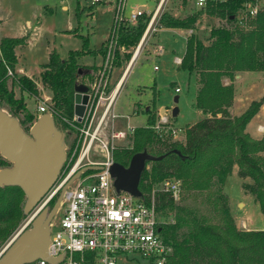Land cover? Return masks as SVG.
Wrapping results in <instances>:
<instances>
[{
    "label": "trees",
    "instance_id": "obj_1",
    "mask_svg": "<svg viewBox=\"0 0 264 264\" xmlns=\"http://www.w3.org/2000/svg\"><path fill=\"white\" fill-rule=\"evenodd\" d=\"M243 1L207 0L182 15L161 11L159 26L189 30L180 65L195 73V105L204 115L185 126V138L180 141L154 129L159 112L150 107L147 122L135 127L131 143L114 151V161L124 165L137 151L165 154L147 161L141 172L139 188L145 197L149 198L152 187L164 178L180 180L181 192L176 200L167 192H155L157 208L173 217L160 225L162 236L173 245L167 264H264V229L239 228L224 191L227 175L237 165L243 189L255 196L264 213V135L256 138L246 130L264 96L252 99L240 113L231 112L236 73L264 70V9L246 26L239 25L236 13ZM203 14L224 22H209L202 29L197 23ZM149 17L144 10L136 24L121 22L113 65L129 61ZM87 38L83 35L82 47L70 50L64 58L51 51L39 73L40 82L50 90L48 105L65 135L72 127L61 117H73L75 84L92 81L100 67L81 63L78 58L89 52L105 55L107 51V42L89 49ZM22 40V36L0 37V107L17 116L28 131L39 113L27 107L22 93L38 96L41 90L33 77L16 69V47ZM10 164L0 154V167ZM25 199L19 185H0V248L26 216Z\"/></svg>",
    "mask_w": 264,
    "mask_h": 264
},
{
    "label": "built area",
    "instance_id": "obj_2",
    "mask_svg": "<svg viewBox=\"0 0 264 264\" xmlns=\"http://www.w3.org/2000/svg\"><path fill=\"white\" fill-rule=\"evenodd\" d=\"M164 1L160 0L161 3ZM206 2L194 0L197 7ZM123 3L124 0L116 1L115 15L107 36L108 39L110 37V46H113L117 26L123 21L136 24L144 11L139 6L126 17L121 14ZM262 9L264 0H244L236 13L237 23L246 26ZM158 12L156 9L149 17L133 54L138 53L142 41L159 25L161 12ZM109 56L110 53L101 63L97 75L87 83L89 98L81 119L78 120L74 112L71 120L61 117L72 127L67 134L66 156L57 179L35 206L30 220L34 213L58 197L66 185L62 196L64 207L60 218L50 221L47 257L39 256L26 264H167L173 252V245L164 239L160 226L172 219L169 220L157 208L155 192H167L176 200L181 192L180 180L164 178L158 187L151 190L149 198L136 196L124 189L117 190L114 185L110 172L114 151L122 147L118 145L119 142L132 136L136 125H114L118 114L113 110V105L118 87L114 85L106 90L111 65ZM174 60L181 63L182 58L176 56ZM8 74H13L10 68ZM175 90L178 91L179 87H175ZM41 95L38 96V113L48 111L55 118V111L48 105V97ZM107 118L111 119V125L107 124ZM169 122V116L160 114L153 127L159 133L168 132L176 136L180 128ZM95 152L102 153L104 159H93ZM86 166L95 167L85 169ZM78 170L79 175L67 184Z\"/></svg>",
    "mask_w": 264,
    "mask_h": 264
},
{
    "label": "rangeland",
    "instance_id": "obj_3",
    "mask_svg": "<svg viewBox=\"0 0 264 264\" xmlns=\"http://www.w3.org/2000/svg\"><path fill=\"white\" fill-rule=\"evenodd\" d=\"M116 1L117 0H97L93 3V0H0V35L5 32L4 30L11 29V26L20 25V20L24 15H34L33 21L34 19L40 21L41 28L39 31L41 33L38 35L35 43L37 48L32 53L29 51L26 53V67L27 70L33 72V77L39 81L41 94L49 99L50 90L43 86L39 80L40 64L42 60L48 57L45 47L49 50H54L61 57H66L69 49L82 47L84 35L88 37L86 43L89 49L100 48L104 40V35L108 36L110 32V26L115 15ZM157 1L158 0H124L121 14L127 17L132 10L140 5H144L149 14L156 6ZM164 9L171 11L175 15H182L196 9V6L194 0H167L162 10ZM209 22L220 23L224 22V19H219L217 17L209 18L203 14L199 18L197 24L202 29H205ZM69 28L72 29L68 31L67 29ZM118 28L119 26H117L115 30L113 46L109 45L110 37L106 40L107 51L105 55L99 52L97 54L89 52L78 58L79 62L95 63L100 61L98 65H101L107 58V54L110 53L108 61L111 65L108 69L109 80L106 90L111 88V85L114 84L123 68V65L115 66L112 63ZM11 30L15 31V29ZM78 30L80 34H75ZM186 31L187 33L189 32V30ZM155 38L156 42H158L157 45L161 44L163 50L157 52L154 47H152L150 51L140 53L136 56L134 64L130 66L124 74L122 79L123 83L118 87V93L113 106V110L118 114L115 118L114 125L116 127H125L128 123L137 126L144 125L147 118L145 108L148 104H152L151 100L155 91V104L159 106L160 109L165 107L166 110L164 113H159V115L166 114L169 116V123L176 128H180L177 135L174 136L170 134L171 137L183 141L185 138V126L204 115L195 105V92L197 88L195 73L188 72L180 64L173 61L175 55H183L186 38L184 33L168 27L160 28L158 36H155ZM135 48L136 47L133 48V52ZM143 48L144 47H142L141 51ZM97 73L98 71L95 74L97 75ZM251 84H254V86H252L251 90L247 93V97L252 99L263 97L264 70L244 72L243 77L236 82L235 87L239 91H244L247 90ZM175 86L179 87L180 91H175ZM15 88L17 94L22 93L17 86H15ZM22 94L26 99L27 107L37 111L36 106L40 101L38 98L39 95L35 96L27 92H23ZM175 95H178L177 101L174 100ZM252 99H250V101ZM136 101H139V105L141 106V110L138 113H134L138 105ZM175 105L179 107V112L176 116H173L172 108ZM247 105L237 109L238 113ZM101 108L102 106L100 109ZM126 115H128V117H126ZM106 122L108 125L112 124L110 118H107ZM259 124L264 125V100L256 115H253L247 125L248 130H250L251 134L255 137L264 135V129L262 131L256 130ZM64 141L66 144L68 135L64 134ZM130 141L131 136L119 142L118 145L126 146L131 143ZM92 158L104 159V156L102 153L95 152V154H92ZM242 181L243 178L240 177L237 172V165H234L224 183V190L230 195L231 203L233 204L230 209L231 214L240 228H242V222L246 221L247 226L251 228L264 229V213L255 196L251 192L243 190ZM159 183L160 182L156 183L152 189L158 187ZM56 198L54 199L56 200ZM53 203V199L48 203L49 209L53 206ZM240 203L242 204L240 205ZM63 207L64 206H62V210L56 213L53 220H58L60 218ZM31 214L32 212L23 218L17 229L0 248V251L22 226L26 224L25 227H29L31 225ZM165 215L169 220H173L172 216L168 214Z\"/></svg>",
    "mask_w": 264,
    "mask_h": 264
},
{
    "label": "water",
    "instance_id": "obj_4",
    "mask_svg": "<svg viewBox=\"0 0 264 264\" xmlns=\"http://www.w3.org/2000/svg\"><path fill=\"white\" fill-rule=\"evenodd\" d=\"M140 7L144 8L143 5ZM74 88L73 111L80 120L89 98L88 85L78 82ZM174 100H178V95H175ZM164 109L162 107L160 113ZM178 112L179 107L175 105L172 115L176 116ZM0 154L11 162L10 165L0 167V185H19L26 196L23 212L30 214L60 173L66 156L64 132L48 111L39 114L27 132L21 127L17 116L0 107ZM164 155L142 150L133 153L127 165L114 161L110 172L116 189L141 196L139 181L146 162L160 159ZM89 167L95 166L84 168ZM79 173L80 170L76 171L67 184ZM65 187L50 209L47 204L34 213L31 225L22 228L0 251V264H26L39 256L47 257L50 221Z\"/></svg>",
    "mask_w": 264,
    "mask_h": 264
},
{
    "label": "crops",
    "instance_id": "obj_5",
    "mask_svg": "<svg viewBox=\"0 0 264 264\" xmlns=\"http://www.w3.org/2000/svg\"><path fill=\"white\" fill-rule=\"evenodd\" d=\"M167 0H165L164 2H160V0L157 1V4L156 6L154 7V9L150 12V16L153 15V13L156 11V9H158V13L161 12V10L163 9L164 5L166 4ZM94 3V2H93ZM144 6V5H143ZM146 11L145 9V6L143 8ZM148 13V12H147ZM161 14V13H160ZM33 18H34V15H24L23 18L20 20V25H14V26H11V29H15V31L11 30V29H8V30H4L5 32H3L1 36H22L23 37V40H22V43L19 44L17 47H16V54H17V63H16V69L21 72V73H25L31 77H33V72L32 71H29L27 70V67H26V62H27V59H26V53L29 51V52H33L36 48H37V45L35 44L36 41H37V38H38V35H40V28H41V24H40V21H38V19H34L33 21ZM9 27V26H8ZM160 28H163L162 26H159L157 25V28L152 31L141 43L140 45V48H139V51L138 53H135L133 54L134 52L132 51V55H131V58L129 59V61L127 62V64L123 65L122 67V70H121V73L119 74V76L117 77L116 81L114 82L113 85H111V88H113V86L115 85L116 87H119L120 85H122V79L124 77V74L126 73V71L129 69L130 66H132L134 64V60L136 58L137 55H139L140 53L142 52H148L151 50L152 47H154V49L157 51V52H161L163 50V46L161 44H158V42H156V38L155 36H158V32H159V29ZM168 28H171V27H168ZM70 29L72 28H69L67 29L68 31H70ZM178 30L179 32L181 33H184L185 35V38H186V35H187V31L185 29H182V28H173V30ZM74 33V32H73ZM75 34H80V31H76ZM106 38H107V35H104V40L102 42V44H104L106 42ZM139 42V41H138ZM138 44V43H137ZM136 44V45H137ZM185 46H186V39H185ZM136 47V46H135ZM142 47H146L145 49L143 48V50L141 51ZM46 50H47V53H48V57H49V54L52 50H49L47 49V47H45ZM81 47L79 48H75V49H80ZM70 50H73V49H69ZM141 51V52H140ZM184 51H185V48H184ZM100 53V52H99ZM97 54V53H96ZM101 54V53H100ZM184 54V52H183ZM60 56V55H59ZM181 57L183 55H175V57ZM48 57L45 58V60H42V63L40 64V70L42 69L43 67V64L48 60ZM61 57V56H60ZM64 58V57H63ZM173 58V61L175 63H177ZM102 59V58H101ZM81 63H84V64H96L98 65L100 63L99 62H95V63H90V62H81ZM180 64V63H178ZM39 70V71H40ZM251 70H241V71H238L235 75V78L233 80V83H234V87L236 85V82L238 80H240V78L243 77V74L244 72H249ZM34 78V77H33ZM35 79V78H34ZM38 87L40 88V83L37 79H35ZM252 86H254V84H251L249 85L248 89L247 90H237V88L235 87V96H234V102H233V106L231 107V112L233 114H237L238 111L237 109L239 108H242V106L244 107L245 105L248 104V102L250 101V99L252 98H248L247 97V93L251 90ZM177 87V86H175ZM176 91V90H175ZM180 91V89L178 90ZM41 93V91H40ZM156 92L154 91V95L153 97H156ZM151 103L152 104H148L145 108L146 110V113H147V118H148V115L149 113L147 112V109L150 108V107H153L155 109L158 110V112L160 113L161 112V109L159 106H157L155 104V101L153 102V98L151 100ZM136 104H138L134 110V113H138L140 110H141V106L139 105V101H136ZM36 106V105H35ZM114 106V105H113ZM140 106V107H139ZM37 107V106H36ZM166 110L164 109L163 113L165 112ZM256 115V114H255ZM147 118H146V122H147ZM250 122V121H249ZM249 122L247 123V125L249 124ZM137 126V125H136ZM264 129V125L262 124H259L257 129L256 130H259V131H262ZM246 130L251 134V131L248 130L247 126H246ZM252 135V134H251ZM253 136V135H252ZM255 137V136H254ZM261 137V136H259ZM259 137H256V138H259ZM243 188V187H242ZM244 190V189H243ZM225 191V190H224ZM245 191V190H244ZM228 195V199H229V205H230V209H231V205H233L231 203V198H230V195L228 193H226ZM242 203H240L241 205ZM236 222V221H235ZM243 225H242V228L243 229H255V228H251L250 226H247V223L246 221L242 222ZM237 224V222H236ZM238 226V224H237ZM239 227V226H238ZM240 228V227H239Z\"/></svg>",
    "mask_w": 264,
    "mask_h": 264
},
{
    "label": "flooded vegetation",
    "instance_id": "obj_6",
    "mask_svg": "<svg viewBox=\"0 0 264 264\" xmlns=\"http://www.w3.org/2000/svg\"><path fill=\"white\" fill-rule=\"evenodd\" d=\"M55 201L56 200H54V203H55ZM53 203V204H54ZM60 210H62V198H61V200H60V202H59V204H58V206H57V208H56V210H55V212H54V214H53V217L56 215V213L58 212V211H60ZM52 217V218H53Z\"/></svg>",
    "mask_w": 264,
    "mask_h": 264
}]
</instances>
